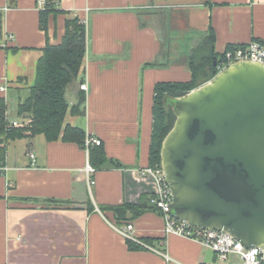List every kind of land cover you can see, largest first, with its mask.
Here are the masks:
<instances>
[{
    "label": "crops",
    "instance_id": "crops-1",
    "mask_svg": "<svg viewBox=\"0 0 264 264\" xmlns=\"http://www.w3.org/2000/svg\"><path fill=\"white\" fill-rule=\"evenodd\" d=\"M47 1L0 0V8L10 7L0 17V97L8 120L22 121L18 104L36 83L43 50L60 44L67 20L78 18L86 25L88 90L84 114L69 112L65 125L99 139L123 167L98 170L90 191L85 148L43 135L9 141L0 176V264H230L196 241L166 234L159 211L128 212V222L117 224L100 207L148 204V188L134 171L150 165L156 85L191 80L190 55L210 29L219 54L231 45L264 44V0H53L57 13L44 29L40 12ZM82 84L71 87L70 106ZM128 224L169 260L131 250L114 228Z\"/></svg>",
    "mask_w": 264,
    "mask_h": 264
},
{
    "label": "water",
    "instance_id": "water-1",
    "mask_svg": "<svg viewBox=\"0 0 264 264\" xmlns=\"http://www.w3.org/2000/svg\"><path fill=\"white\" fill-rule=\"evenodd\" d=\"M172 107L161 152L172 215L264 246V66L235 63Z\"/></svg>",
    "mask_w": 264,
    "mask_h": 264
},
{
    "label": "trees",
    "instance_id": "trees-1",
    "mask_svg": "<svg viewBox=\"0 0 264 264\" xmlns=\"http://www.w3.org/2000/svg\"><path fill=\"white\" fill-rule=\"evenodd\" d=\"M54 13H57L54 1L48 0L45 8L40 12L42 28H47L49 16ZM240 47L244 46L231 45L227 51ZM86 48V25L78 18L67 20L66 33L61 43L58 45L48 44L45 47L37 66L36 83L29 89L24 101L18 104V116L23 118V123L31 121L28 126L23 128L11 126L12 122L8 120L7 100L0 97V165H4L6 160L7 143L20 138H33L43 135L48 142L62 140L67 143H76L85 148V141L88 137L86 132L80 127L65 125V120L69 112L74 116L84 114L85 91L79 89L78 101L73 106L68 103L66 94L69 88L84 82ZM224 55L225 53L219 54L215 51V34L213 29H210L209 36L196 46L190 55L191 80L188 82H163L156 85L149 167L162 168L163 143L176 122L172 101L212 80L218 73L213 58L217 56L220 61ZM89 162L97 171L106 167H123L118 161L107 157L102 144L90 147ZM44 202L48 206L55 207L67 204L57 200H44ZM87 207L89 211L94 209L91 203H88ZM100 208L106 214L111 212L117 224L128 222L126 219L128 212H136L146 208L158 211L149 204V200L148 204L141 202L140 205L124 204L121 206H101ZM140 214L142 213L140 212ZM136 216L139 215L136 214ZM143 240L151 243L149 239ZM127 244L131 250L143 248L132 241L127 240Z\"/></svg>",
    "mask_w": 264,
    "mask_h": 264
},
{
    "label": "built area",
    "instance_id": "built-area-1",
    "mask_svg": "<svg viewBox=\"0 0 264 264\" xmlns=\"http://www.w3.org/2000/svg\"><path fill=\"white\" fill-rule=\"evenodd\" d=\"M10 10L9 6L0 8V17L3 13ZM85 23V22H84ZM252 62L264 66V44L259 42H252L247 46L237 48L232 51H227L223 58L217 65L218 72H221L235 63ZM81 90L87 91L88 87L85 83L80 86ZM2 92L6 91L5 87L1 88ZM31 121H14L11 123L12 127L23 128L28 126ZM102 142L94 137L88 136L85 141V150L87 154V163L84 169L88 187L91 188L96 184L95 175L97 170L89 162V149L91 146H100ZM30 157L34 160L35 155ZM7 168L0 165V176L4 174ZM139 182L144 183L149 191V204L161 212L165 220V233L174 234L180 237L196 241L203 247L212 250L218 258L223 262L230 264H264V246L246 248L233 235L213 230H205L190 226L178 219L171 213L172 192L169 185L164 178L163 168L160 167H145L134 171ZM114 228L128 241H132L143 248L152 252L164 255L168 260L167 254L160 252L155 247L143 243L135 235V227L133 224H128L124 228ZM231 258H235L232 260Z\"/></svg>",
    "mask_w": 264,
    "mask_h": 264
},
{
    "label": "rangeland",
    "instance_id": "rangeland-1",
    "mask_svg": "<svg viewBox=\"0 0 264 264\" xmlns=\"http://www.w3.org/2000/svg\"><path fill=\"white\" fill-rule=\"evenodd\" d=\"M79 91V90H78ZM67 99H69L70 101L72 100V91L71 88L68 89V93H67ZM15 105L13 103L10 102V108L12 109Z\"/></svg>",
    "mask_w": 264,
    "mask_h": 264
}]
</instances>
